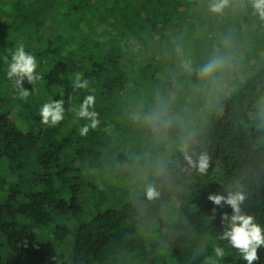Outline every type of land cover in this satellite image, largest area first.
I'll return each mask as SVG.
<instances>
[{
	"label": "trees",
	"instance_id": "16d2710c",
	"mask_svg": "<svg viewBox=\"0 0 264 264\" xmlns=\"http://www.w3.org/2000/svg\"><path fill=\"white\" fill-rule=\"evenodd\" d=\"M216 3L224 6L213 15ZM253 5L254 0H14L3 12L0 6L1 47L36 42L38 49L27 52L36 57L39 74L34 83L25 81L28 95L22 96L7 76L9 56L0 54V264H223L213 251L217 246L233 264H247L224 238L232 208L223 200L214 204L209 195L243 192L240 212L264 236V44L258 38L264 18ZM224 19L229 24H220ZM235 26L240 37L233 30L220 32ZM188 33H197L198 43ZM232 38L239 50L246 49L235 90L194 94L210 103L205 123L183 138V151L163 163L165 150L159 152L155 171L124 185L128 197L114 201L122 187L97 184H106L109 166L121 162L117 157L126 147L118 145L116 132H123L131 106L139 101L141 120L152 119L174 134V126L185 121L174 114L178 109L168 92L180 81L190 83V90L196 86L213 62V48L226 50ZM15 47L20 46L12 52ZM174 68L181 70L177 82L169 78ZM77 75L89 80L87 89L73 87ZM164 78L165 94L156 87ZM146 91L150 96L142 99ZM89 94L95 98V127L75 114ZM53 99L63 101L64 116L45 124L40 107ZM85 123L89 131L81 136ZM107 124L115 139L105 133ZM201 154L208 156L203 172L187 159L197 161ZM149 189L156 194L149 197ZM155 235L166 242L170 262ZM257 256L253 264H264V244Z\"/></svg>",
	"mask_w": 264,
	"mask_h": 264
},
{
	"label": "rangeland",
	"instance_id": "374dc122",
	"mask_svg": "<svg viewBox=\"0 0 264 264\" xmlns=\"http://www.w3.org/2000/svg\"><path fill=\"white\" fill-rule=\"evenodd\" d=\"M6 2V3H4ZM30 0H25V3H29ZM3 3L5 5H3ZM14 0H0V6L2 7V12L5 11L7 8H11L13 6ZM11 9H8V11ZM6 11L5 13H8V18H12L11 14L12 12ZM221 11V10H220ZM219 12L213 11V15H216ZM1 14V10H0ZM220 24L227 25L229 24L228 19H224ZM231 30L235 31V36L240 37L237 32H239V28L235 26V28H232L230 30H223L220 32L222 34L226 32H230ZM26 32V31H25ZM29 32V31H28ZM13 33H17L13 31ZM242 33V32H240ZM20 35L24 36V31L20 32ZM188 39L193 43H198L199 41V35L196 33H188L187 34ZM258 38L261 40V42L264 44V29H261L258 32ZM21 39V38H19ZM224 40V38H223ZM32 41V40H29ZM31 43V42H30ZM24 43L19 41H11L7 45L2 46L0 45V54L1 58L6 59V56H9V59L11 60V53L13 50L14 45H19L20 47H23L25 51L27 52L28 49H38V44L36 42L34 43ZM192 44V43H191ZM246 44V43H245ZM242 45V44H241ZM16 48V47H15ZM221 47L217 46V48H213V51L211 53V57L213 59V62H215V67L213 70L205 74L204 72H201L199 76V80L196 83V86H192L190 90V83L189 85H185V81H180L179 86L176 87L175 90H170L168 93L172 99V102L175 103V105H172L174 107V110L177 108L178 110H175L176 112L174 114H178L180 118L184 119L183 125H181L182 120L179 121V124H176L174 126V129L181 128V134L178 130H175V133H165V130L163 129L162 125L159 122H155L152 119H147L146 117L141 120L140 115V109L141 104L139 101H137L136 105H132L131 109V118H126V120L123 122V132L117 130V143L120 147L122 145L125 149L121 148L119 153L120 155L117 157V159L121 162L116 163L115 166L110 165L109 167L113 169V172H107V175H104L103 180L106 181L105 183L99 182L97 185H120L122 187V190L116 194L114 201H124L128 196L127 192L123 189L124 185H129L130 183L136 184V182H141L140 178L144 177L145 179L152 174L156 169V164L158 162V154L162 150H165V152L162 153V163L167 161L168 157L172 154H175L177 151H183L184 150V141L183 138L187 136V133L189 136H194L199 129L202 127V124L205 123L206 119L208 118L211 110L210 103L208 101H200L196 95L194 94H212L214 92L219 91H225V93H231L235 90V85L239 83L242 79V76H240V66L243 64L242 58L245 56V50L243 46H241L240 50L237 48L235 40L232 38V41L228 42L227 49L221 50ZM17 49V48H16ZM223 49V48H222ZM7 59V60H9ZM211 63V62H210ZM181 70L174 68L172 74L169 78L173 82H177V77H174L175 75H180ZM60 77L57 78V81H62L63 78H61L63 75L62 73L59 75ZM247 74L244 73L243 77H246ZM166 79H162L161 82L156 83V87H160L159 89L165 94L167 89V84L163 83ZM172 82V83H173ZM229 83V85L227 84ZM228 85V86H227ZM196 91V92H195ZM231 91V92H230ZM159 92V91H157ZM127 93V92H126ZM142 99H147L150 96V92L146 91L142 93L141 95ZM127 96L124 97V99L127 101ZM159 97H153V101L157 102L156 107L160 106L158 101ZM189 98H191L189 100ZM170 119H174L172 115L168 112L166 114ZM178 116V117H179ZM177 117V119H178ZM109 119V117H106ZM152 118L156 119L157 115L154 113L152 115ZM176 120V119H175ZM113 129V125L107 124L105 127V133H108L112 136L111 132ZM171 129V128H169ZM143 130H148V132L142 133ZM122 132V134L120 133ZM151 134V137L148 138V135ZM184 134V135H183ZM169 135V136H168ZM183 135V136H182ZM173 136V137H171ZM182 136V137H181ZM178 137V139H177ZM115 139V136H114ZM177 140V141H176ZM143 148H146V151L150 152V155H157V158H154L148 153L144 152L141 153ZM138 149V150H137ZM143 161L147 162V166L141 168V163H144ZM114 162H117L114 161ZM145 164V163H144ZM91 174V173H90ZM194 181V178H190V185H192V182ZM198 183V182H197ZM195 184L198 186V184ZM90 216H94L95 212L90 211ZM163 218L170 219L172 218L170 214H162ZM89 216V218H90ZM164 240L160 238L159 236H154V242H158L162 246V256L164 257L167 262H170L168 260V252H167V246L166 242H163ZM70 253V250L68 249V254ZM234 260L232 258H228V256L224 255L223 257H220L218 262H221L223 264H233Z\"/></svg>",
	"mask_w": 264,
	"mask_h": 264
},
{
	"label": "clouds",
	"instance_id": "9594fccd",
	"mask_svg": "<svg viewBox=\"0 0 264 264\" xmlns=\"http://www.w3.org/2000/svg\"><path fill=\"white\" fill-rule=\"evenodd\" d=\"M223 3H216L212 5V11L219 12L223 8ZM254 8L264 18V0H254ZM7 76L13 80L16 87L20 90L22 96L28 95V89L24 87L25 81L29 84L34 83L39 78V74L34 70L37 68L36 57L25 51L23 47L15 49L11 53V60L6 62ZM215 67V62L206 65L202 71L205 74L210 73ZM72 85L76 89H87L89 87V80L80 75H77L72 81ZM94 96L89 94L83 98L82 103L76 110L77 118L91 119L92 127H95L97 121L95 119V111L90 110L94 104ZM64 107L62 100L53 99L44 103L40 107V117L43 123L55 125L63 119ZM89 131V125L85 123L80 127V135L83 136ZM187 158V157H186ZM190 164H196L199 170L203 172L208 164L207 154H201L197 161H192L187 158ZM152 189L148 190V196L155 195ZM209 199L214 204L219 205L223 200L226 204L230 205L233 210L229 218L228 230L224 234L231 246L238 249L243 260L247 264H253V261L258 260L257 249L264 244V236L261 234V227L253 222V218L244 215L240 212V204L244 201L245 195L241 191L229 192L226 197L221 195H209ZM228 217V214H223ZM216 257L220 258L225 255V250L222 247H214Z\"/></svg>",
	"mask_w": 264,
	"mask_h": 264
}]
</instances>
